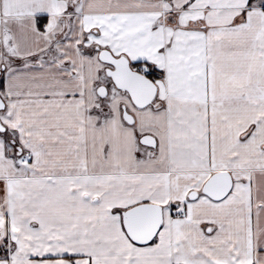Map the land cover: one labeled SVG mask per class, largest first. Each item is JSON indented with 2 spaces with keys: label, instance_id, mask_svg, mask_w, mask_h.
<instances>
[{
  "label": "snow or ice",
  "instance_id": "snow-or-ice-1",
  "mask_svg": "<svg viewBox=\"0 0 264 264\" xmlns=\"http://www.w3.org/2000/svg\"><path fill=\"white\" fill-rule=\"evenodd\" d=\"M0 264H264V0H0Z\"/></svg>",
  "mask_w": 264,
  "mask_h": 264
}]
</instances>
